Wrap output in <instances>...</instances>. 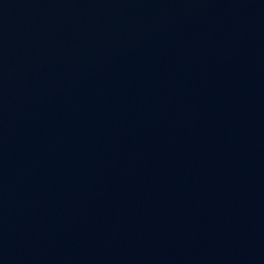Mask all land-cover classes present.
Returning <instances> with one entry per match:
<instances>
[{
	"label": "water",
	"instance_id": "water-1",
	"mask_svg": "<svg viewBox=\"0 0 264 264\" xmlns=\"http://www.w3.org/2000/svg\"><path fill=\"white\" fill-rule=\"evenodd\" d=\"M0 264H264V0H0Z\"/></svg>",
	"mask_w": 264,
	"mask_h": 264
}]
</instances>
